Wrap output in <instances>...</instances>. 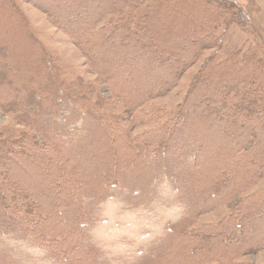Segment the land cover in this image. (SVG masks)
<instances>
[{
    "label": "trees",
    "instance_id": "trees-1",
    "mask_svg": "<svg viewBox=\"0 0 264 264\" xmlns=\"http://www.w3.org/2000/svg\"><path fill=\"white\" fill-rule=\"evenodd\" d=\"M25 1L94 79H65L0 0V112L26 128L0 133V264H239L264 250V191H249L264 177V44L222 54L231 23L250 31L239 3ZM208 51L177 113L133 134Z\"/></svg>",
    "mask_w": 264,
    "mask_h": 264
},
{
    "label": "rangeland",
    "instance_id": "rangeland-1",
    "mask_svg": "<svg viewBox=\"0 0 264 264\" xmlns=\"http://www.w3.org/2000/svg\"><path fill=\"white\" fill-rule=\"evenodd\" d=\"M14 1L28 17L34 36L41 40L44 47L52 56L58 58V62L61 63L63 69L66 70L63 73L65 79L71 78L72 76L80 77L84 80L94 79V76L89 74L87 71L86 58L73 44L68 41L66 36L60 30L47 21L43 13L26 3L25 0ZM234 1L239 3L241 6L243 18L246 22H248V28L250 31H244L237 21L231 23L228 28V33L226 34L227 37L222 50L224 57H235L246 53L248 54L247 51L252 47V45H256L257 43L264 44V0ZM24 47H21V50L26 52L27 46L24 45ZM213 53V51L206 52L204 57L200 58L194 66L181 77L175 88L170 93L152 101L150 103V107H145V109L148 110L144 112L143 117L141 116V121L137 127L132 128V133L141 134L143 131L149 130L151 128V123L153 122V124H155L157 122L156 116L158 115L161 116V120L163 121L166 119L169 120L170 117L174 116L190 89V85L192 83L191 75L194 72L199 71L203 67L205 59ZM75 87L78 86L75 85ZM104 88L105 87L102 88V91H105V95L109 96V92ZM150 114H156V116L150 118ZM144 117L148 119L150 118L148 123ZM25 129V127L18 123H14L10 117L0 112V133L3 135H14L20 134ZM249 191L250 193H253V195L259 196L261 191H264V177ZM236 201H240V196L234 198L233 201H230L228 204L220 206L214 212L203 216L200 218V222L205 224L219 223L224 217L235 212V208L237 207L235 205ZM172 217L173 216H171V218ZM150 243L151 246L155 245V240H152ZM150 260L151 257L148 255V258H146L145 261L149 263L151 262ZM236 262L239 264H264V250L251 252L241 258H238Z\"/></svg>",
    "mask_w": 264,
    "mask_h": 264
}]
</instances>
